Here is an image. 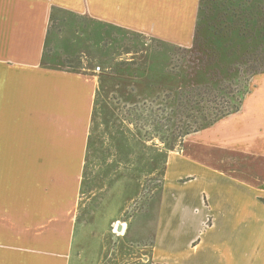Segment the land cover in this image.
<instances>
[{
    "label": "crops",
    "instance_id": "crops-1",
    "mask_svg": "<svg viewBox=\"0 0 264 264\" xmlns=\"http://www.w3.org/2000/svg\"><path fill=\"white\" fill-rule=\"evenodd\" d=\"M199 4L0 0V144L22 137L27 143L33 135L44 146L30 160L38 168L17 179L0 172V264H69L98 83L92 64L63 67L53 47L59 28L71 27L73 56L107 48L112 58L113 48L115 64L109 65L120 67L131 60L107 28L188 49ZM148 73L137 77L146 82ZM151 82L148 88L157 89ZM132 93L139 98L136 89ZM161 175L148 207L121 229L148 250V259L264 264V72L249 79L238 111L185 135L168 152Z\"/></svg>",
    "mask_w": 264,
    "mask_h": 264
},
{
    "label": "rangeland",
    "instance_id": "rangeland-1",
    "mask_svg": "<svg viewBox=\"0 0 264 264\" xmlns=\"http://www.w3.org/2000/svg\"><path fill=\"white\" fill-rule=\"evenodd\" d=\"M71 22L87 25L82 19H71ZM59 29V39L53 47L64 58L63 67L76 69L85 63L92 64V69L100 68L94 73L97 94L69 264H154L148 259V250L140 243L130 242L122 230L117 231V226L129 225L137 213L148 207L160 186L168 152L179 146L185 136L181 128L196 127L191 118L170 120L169 113L180 88L198 85L197 77L207 67L206 58L190 48H168L147 42L138 34L107 28L105 31L112 40L120 38L121 51H127V60H131L120 67L111 66L109 63L115 64V49L112 48V58L107 48L91 50L90 56H73L71 27L67 24ZM101 60L108 63L102 65ZM148 66L164 73L159 76L155 71L148 73ZM240 67L238 70L244 71ZM142 71L152 79L140 81L137 76ZM241 72L231 83H222L232 94L219 96L211 104L214 111L233 110L234 102L247 85L248 74ZM147 82L157 89L148 88ZM134 89L140 94L137 99L132 96ZM28 128L33 132L32 124ZM172 132L175 133L172 135ZM35 142L31 135L27 143L22 137L15 144H0V172L17 179L38 168L30 160L43 152L44 146ZM138 222L139 219L129 233Z\"/></svg>",
    "mask_w": 264,
    "mask_h": 264
},
{
    "label": "trees",
    "instance_id": "trees-1",
    "mask_svg": "<svg viewBox=\"0 0 264 264\" xmlns=\"http://www.w3.org/2000/svg\"><path fill=\"white\" fill-rule=\"evenodd\" d=\"M190 49L201 52L207 67L204 74L198 75L197 86L180 88L174 95L170 120L191 118L190 122L196 126L181 128L184 135L238 111L248 91L249 79L264 72V0H200ZM240 66L244 71L238 70ZM241 71L248 74L247 85L234 102L233 110L214 111L211 104L219 96L231 93L222 83H231Z\"/></svg>",
    "mask_w": 264,
    "mask_h": 264
},
{
    "label": "water",
    "instance_id": "water-1",
    "mask_svg": "<svg viewBox=\"0 0 264 264\" xmlns=\"http://www.w3.org/2000/svg\"><path fill=\"white\" fill-rule=\"evenodd\" d=\"M121 229H122V226H121V225L117 226V231H118V232H120Z\"/></svg>",
    "mask_w": 264,
    "mask_h": 264
},
{
    "label": "built area",
    "instance_id": "built-area-1",
    "mask_svg": "<svg viewBox=\"0 0 264 264\" xmlns=\"http://www.w3.org/2000/svg\"><path fill=\"white\" fill-rule=\"evenodd\" d=\"M100 70L99 67L95 68V72L97 73Z\"/></svg>",
    "mask_w": 264,
    "mask_h": 264
}]
</instances>
